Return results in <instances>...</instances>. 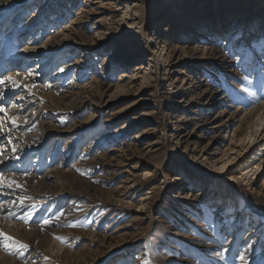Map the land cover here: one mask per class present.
Here are the masks:
<instances>
[{"label": "rangeland", "instance_id": "obj_1", "mask_svg": "<svg viewBox=\"0 0 264 264\" xmlns=\"http://www.w3.org/2000/svg\"><path fill=\"white\" fill-rule=\"evenodd\" d=\"M3 75L36 87L0 86L29 120L17 130L0 112L22 157L0 172L23 185L0 195V231L28 245L0 237V264L264 260V176H239L247 157L228 176L213 162L255 140L264 0H0Z\"/></svg>", "mask_w": 264, "mask_h": 264}, {"label": "snow or ice", "instance_id": "obj_2", "mask_svg": "<svg viewBox=\"0 0 264 264\" xmlns=\"http://www.w3.org/2000/svg\"><path fill=\"white\" fill-rule=\"evenodd\" d=\"M139 11L136 12V15L139 16ZM36 68H39V65H36ZM27 74L25 75V80L28 79L29 76L34 74L33 70L25 69L24 70ZM61 71H64L63 68H61ZM16 75H19V72L16 73ZM247 80L248 78L245 77ZM8 86L10 90H16L18 88H24L29 94H32V89L36 87L35 84L29 85L27 83H23L20 80L16 79V77L12 75H3L0 76V86ZM6 99V95L4 91L0 90V101H4ZM20 99H24V97H20ZM242 103V101H239ZM0 112L5 114V118L7 122H10L17 130H19L20 123L27 125L29 123V120L27 117H24L21 121V118L19 116L15 115H9L8 108L4 107L3 105H0ZM5 118H0V165L5 163V159H9L10 161L19 162L22 157L18 154L20 149L19 146L15 143H13V138L11 136L13 132L12 127H7V124L5 122ZM10 146V149H9ZM31 147V145H29ZM11 151V156L6 157V154L8 151ZM27 174V173H25ZM23 185H21L19 182H17L14 178H9L4 175L3 172H0V195H7L8 193L5 192V189H22ZM32 197L29 196H20L17 199L11 200L10 205L11 206H18V210L22 212V214L18 217L21 220L25 221H31L33 217L35 216L36 212L39 211L37 209V206L33 204H26L25 201L31 200ZM9 215H16L15 212L9 211ZM64 216V211L59 210L57 213L53 214L50 218L41 217L38 223H41V225H50L53 220H59L60 217ZM0 237H3L5 241L8 242V244L13 246H19L20 249L28 248V245L21 243L18 240H15L12 236L5 234L4 232L0 231ZM56 239L63 240V237L57 236ZM251 247V245H249ZM229 251L228 248H224L223 252ZM23 254V253H21ZM223 253H217V256H222ZM240 260L244 261L245 257L240 256ZM247 264V262H246ZM255 264V262H253ZM260 264H264V260L260 262Z\"/></svg>", "mask_w": 264, "mask_h": 264}, {"label": "bare ground", "instance_id": "obj_3", "mask_svg": "<svg viewBox=\"0 0 264 264\" xmlns=\"http://www.w3.org/2000/svg\"><path fill=\"white\" fill-rule=\"evenodd\" d=\"M125 1H128V0H125ZM127 6H129V5H127ZM132 10H133V8L131 9V11ZM135 19L142 21V23H137L136 28L139 29V30H143L144 29V25L146 23L145 22V14L141 13ZM220 24H222V22H220ZM215 30H218V27ZM164 31L166 32L167 30H164ZM170 58H171V56H170ZM34 72H37V71L34 70ZM37 76L38 77H36V78H40V73H37ZM213 95L215 97L217 96V98L213 97L212 100L216 99V101H218L220 99V96H219L218 92H214ZM218 104L221 105L222 102H219ZM260 108L262 110H260ZM260 108H258L252 114V116L256 114V118H255V121H254L255 123H253V125H252V131L250 132V134H252V133L254 134V130L256 128L257 131H256L255 135L251 136L252 138L254 137L255 140L254 141L253 140L249 141L248 136L242 137V139H240L238 141L236 140L235 146L237 145V147L240 148L239 151H238L239 154H238V156L236 158H234L235 154L234 155L230 154V156L227 157V160H223L222 161L223 158H219V159H214L213 160V162L218 161L219 163H222V172H223V174L221 176H228L227 174H231V172H233V170H235L237 167H239V163L243 162L244 158H246V157L249 159L248 162H250V164H249V166L247 164L244 165V168L242 170V174H239V176H241V178H243L246 175H249L248 172H254V174H253V177H254L253 183L257 182L258 179H260L262 176H264V168H263V170L261 169L263 167L262 165L264 164V161H263V163L259 164V161L261 160V156L260 155H264V127H263L264 126V122H262V120L264 119V115H263L264 114V104H262L260 106ZM261 128H262V131H261ZM251 137H250V139H251ZM231 142H233V141H231ZM238 144H240L241 146H238ZM232 145H234V142H233ZM258 148H260V150H259V152H261L260 154L259 153L258 154L255 153L258 150ZM238 152H236V153H238ZM224 156L226 157V154L223 155V157ZM258 156L260 158H258ZM238 159H240V160H238ZM7 165H8V163H7ZM246 169L249 170L247 173H245ZM231 177H232V175H231ZM245 179H247V178L245 177Z\"/></svg>", "mask_w": 264, "mask_h": 264}]
</instances>
